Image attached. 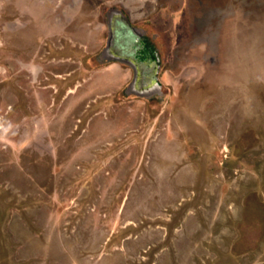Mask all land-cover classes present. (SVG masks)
I'll return each instance as SVG.
<instances>
[{"label":"rangeland","instance_id":"1","mask_svg":"<svg viewBox=\"0 0 264 264\" xmlns=\"http://www.w3.org/2000/svg\"><path fill=\"white\" fill-rule=\"evenodd\" d=\"M69 2L0 0V264H264V0H154L162 66ZM93 89L109 120L66 113Z\"/></svg>","mask_w":264,"mask_h":264},{"label":"crops","instance_id":"2","mask_svg":"<svg viewBox=\"0 0 264 264\" xmlns=\"http://www.w3.org/2000/svg\"><path fill=\"white\" fill-rule=\"evenodd\" d=\"M43 1L46 2L48 5H51V7L48 10L52 11L53 9H51V8L56 3H58V5H59L61 3H64L66 0H54L53 2H51L52 0H43ZM89 1H92L91 3H89L91 5L90 8H92V10L96 14L94 15V19L92 18V15L86 16L85 17L86 20L85 21H81V23L93 26L94 28H100L102 30H103V27L105 26L104 31H105V34H106L107 32H109V27L111 28V20L109 19V16H108V13L110 12L111 9H113V8L121 9L127 15V17L130 19V22L132 24H134L135 26L136 25L137 26H142V25H140L142 23L140 21V19L142 17L143 18L146 17L145 15H147V12L149 11V8H150L149 4H152L154 0H70L68 5H70L72 9L77 10L78 13H80L81 10H84L86 8V5H84V2H89ZM152 6H153V4H152ZM50 11H48V12H50ZM12 12L13 11H11V13ZM87 13H88V11H87ZM59 14H61V13H58V17H60ZM11 15H12V17L16 16L13 13ZM56 15L57 14H55V15L46 14V18L47 19H51L52 17H54ZM61 16H65V17H63L64 22H65L64 24H66L68 22L67 24L73 23L75 26H79V25H77V20H76V17H80L79 14L77 16V15H75V13L70 12L67 9L64 8L63 9V14ZM91 18H92V20H91ZM144 21L145 20H143V22ZM47 22H49V21L47 20ZM139 22H141V23H139ZM13 25H11V27H13ZM55 33H56L55 30H51V31H48L46 34L50 35V34H55ZM59 33H61V32L58 31L57 34H59ZM44 39L45 38L43 36V41H44ZM69 41H70L69 43H74L75 44L76 42H79L81 40H73V42L71 40H69ZM100 41H101V46H97L96 49H100V48H104L105 47V42H106L105 38L103 37V40H100ZM81 43L83 45H86V48H85L86 49V54L89 53L88 52L89 50L94 49L92 45L87 43V40H86L87 44L85 42H81ZM60 48L61 47H59V46H55V44L53 46V49H60ZM74 56H75V54H74ZM71 58L74 60V61H72L74 63L78 61V59H76V58H73V57H71ZM68 60H70V59H68ZM79 65H80V62H79ZM88 71H91V70L89 69ZM73 73H74V70H73ZM73 73L67 74L65 76V78L66 79L67 78L70 79V76H71V74L73 75ZM88 76H90V75H88ZM88 76H82L81 78H77L75 76L77 79L74 77L75 79L73 81L75 83L74 85H77V88L74 89L73 88L74 85H73L72 88H70L72 90H68L67 94H68V92H73L75 94L83 86L89 85L90 81H91V79H90L91 77L87 78ZM79 79H80L81 85L78 86V84H76V83H77V81ZM81 90L82 89H80V91ZM95 91H96V89L87 91L88 93L84 96V98H79V101H78L79 103H75L73 109H70V107H67L66 113L70 114L74 110L75 111L73 113H75V114H80V113H82V114H90V113H92V114H95V113L96 114L97 113L101 114V113H106L107 116L103 117V119L105 120V118H106V120L107 119L109 120L110 116H109V111L107 110L108 106H105V108H106L105 111H100L99 110L100 111V113H99L97 106H95V104L91 102V98L94 96ZM82 121H83V119H81L80 125H81V128H83L82 129L83 130V134H81L80 136L76 137V139L79 138V140H81V141H107V140L110 139V137L114 133L113 126L105 125L104 128L100 127L98 131H95L94 133H91L93 135V137H90V136H88L89 131L92 128V126H94L97 122L96 121L93 122V121L90 120L89 123L85 124V120L83 122ZM158 254H160V253H158ZM158 254L154 257V264H161L162 262H164L165 264H174V263L177 262L176 254H173V253L171 254V253L168 252V253L164 254L165 255L164 257H162L161 254H160L161 256L158 255ZM186 258H188V255L186 256Z\"/></svg>","mask_w":264,"mask_h":264},{"label":"trees","instance_id":"3","mask_svg":"<svg viewBox=\"0 0 264 264\" xmlns=\"http://www.w3.org/2000/svg\"><path fill=\"white\" fill-rule=\"evenodd\" d=\"M135 27H141V26L136 25ZM142 27L145 29L142 30L143 36L137 37L138 43L142 46L144 52L148 54L149 57H151L152 59L154 58L153 60H156V62L160 66H162V62L165 56V47L161 42L164 39L163 38L164 34L156 32L157 28L152 26L151 24H146L145 26H142ZM153 28H155V31H150ZM156 34H159V35H156ZM158 43H160V45H158ZM150 49H152L153 51L152 53L149 52ZM156 50H158L159 53L156 52ZM159 54L161 55L160 57H159Z\"/></svg>","mask_w":264,"mask_h":264}]
</instances>
